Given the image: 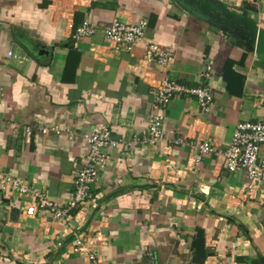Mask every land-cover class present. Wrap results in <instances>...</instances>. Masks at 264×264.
I'll return each instance as SVG.
<instances>
[{"label":"crops","instance_id":"crops-1","mask_svg":"<svg viewBox=\"0 0 264 264\" xmlns=\"http://www.w3.org/2000/svg\"><path fill=\"white\" fill-rule=\"evenodd\" d=\"M230 10L264 28V0H0V264H90L72 249L79 237L105 264H144L149 251L158 264H201L192 245L201 231L212 253L202 264L264 258V183L250 192L246 172L229 171L222 155L196 163V151L170 144L182 136L226 150L238 122L264 120V58L226 24ZM116 17L148 20L132 51L105 36ZM85 21L96 32L75 37ZM149 41L172 53L168 67L145 60ZM165 77L209 86L210 112L175 95L159 109L166 138L130 146ZM98 123L124 143L106 150L96 200L62 218L28 215L36 192L72 199ZM6 176L30 191L4 186Z\"/></svg>","mask_w":264,"mask_h":264},{"label":"built area","instance_id":"built-area-1","mask_svg":"<svg viewBox=\"0 0 264 264\" xmlns=\"http://www.w3.org/2000/svg\"><path fill=\"white\" fill-rule=\"evenodd\" d=\"M147 19L137 21H127L120 17L114 18L105 27V36L109 43L116 50L132 51L134 47L145 38ZM96 32L93 22L85 21L82 25L76 27L75 37H89ZM12 54V52H10ZM145 60L155 62L161 66L168 67L173 61V55L170 51L163 48L154 41L147 43ZM152 94L154 97L155 109L152 111L148 125L141 134L134 135V138L128 142L130 146L136 144H156L166 138L165 114L159 109L168 107L175 95L187 94L197 99L202 113H209L213 103V91L207 85L189 86L170 79L163 78L156 84H153ZM31 128H27L30 132ZM42 133L53 131L61 133L56 127L41 128ZM89 143V150L82 165L75 171L74 179L76 191L67 203L61 204L48 195L36 192L34 202L26 208L28 215H34L39 210H48L54 217L62 218L77 206H85L87 203L94 202L95 196L91 193V184L96 182L105 166L107 160L106 150L108 148L119 147L124 141L114 137L112 130L105 124H96L91 133L86 136ZM172 146L187 145L191 151H196L194 156L196 163L203 160L204 155L212 154L222 155L231 172L245 171L247 176V188L254 191L260 183H264V156L261 154V147L264 145V120H245L240 121L234 128L232 138L226 150H221L212 141L201 139H186L182 136L172 137L170 139ZM11 184L19 193L25 194L30 188L22 184L17 179L10 176L3 178V185ZM74 252L83 253L90 264H105L96 252L90 250L85 240L81 237L76 238L72 244ZM144 264H158L155 254L151 251L147 253V259Z\"/></svg>","mask_w":264,"mask_h":264},{"label":"water","instance_id":"water-1","mask_svg":"<svg viewBox=\"0 0 264 264\" xmlns=\"http://www.w3.org/2000/svg\"><path fill=\"white\" fill-rule=\"evenodd\" d=\"M226 14V24L232 27L234 31L240 32L246 36L251 44L254 45V49L264 58V28L253 19L235 11L230 10L226 12ZM192 245L195 249L194 260L198 263H204L206 258L212 254L206 246L205 235L202 231L199 236L193 240Z\"/></svg>","mask_w":264,"mask_h":264},{"label":"trees","instance_id":"trees-1","mask_svg":"<svg viewBox=\"0 0 264 264\" xmlns=\"http://www.w3.org/2000/svg\"><path fill=\"white\" fill-rule=\"evenodd\" d=\"M252 264H264V258H263V257H261V258H259V259L255 260V261H253V263H252Z\"/></svg>","mask_w":264,"mask_h":264}]
</instances>
